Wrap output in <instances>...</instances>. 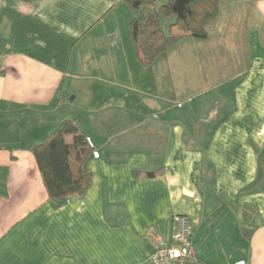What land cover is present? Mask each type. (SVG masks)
<instances>
[{"label":"crops","instance_id":"crops-1","mask_svg":"<svg viewBox=\"0 0 264 264\" xmlns=\"http://www.w3.org/2000/svg\"><path fill=\"white\" fill-rule=\"evenodd\" d=\"M241 1L181 38L208 44L189 68L142 63L122 0H0V264H158L175 214L200 264H264V0ZM68 118L99 156L55 206L30 148Z\"/></svg>","mask_w":264,"mask_h":264},{"label":"trees","instance_id":"trees-1","mask_svg":"<svg viewBox=\"0 0 264 264\" xmlns=\"http://www.w3.org/2000/svg\"><path fill=\"white\" fill-rule=\"evenodd\" d=\"M122 1L132 12L130 32L138 57L144 65L152 63L183 36L206 38L208 25L217 17L220 9V0H168L162 5H157V0ZM171 15H175L176 21L165 32L162 17ZM30 150L55 206L63 204L71 195L84 193L89 187L93 176L89 162L94 156L95 147L75 119H64ZM252 230L248 227L244 229L247 239L250 238L248 231Z\"/></svg>","mask_w":264,"mask_h":264},{"label":"built area","instance_id":"built-area-1","mask_svg":"<svg viewBox=\"0 0 264 264\" xmlns=\"http://www.w3.org/2000/svg\"><path fill=\"white\" fill-rule=\"evenodd\" d=\"M98 156L99 152L94 151V157ZM191 234V221L184 214H175L172 219L171 243L150 229L147 236L155 245L152 259L158 264H200L193 252Z\"/></svg>","mask_w":264,"mask_h":264},{"label":"rangeland","instance_id":"rangeland-1","mask_svg":"<svg viewBox=\"0 0 264 264\" xmlns=\"http://www.w3.org/2000/svg\"><path fill=\"white\" fill-rule=\"evenodd\" d=\"M166 2H168V0H157V5H162V4L166 3ZM246 7H247L246 4L244 2H242L241 0H239V4H238V7L237 8L239 10H244ZM219 16L221 17L220 18V21H223L224 20L223 19V15L222 16L219 15ZM131 18H132V16H131ZM130 21H131V19H130ZM174 21H176L175 15L162 17L161 24H162V28L164 29L165 32H168L169 31V26ZM214 34H216V30H213L212 33H211V35H213V36H214ZM205 45L208 46V44H204L203 46L202 45H199V47H201L200 48L201 50H200L197 47V44L188 45L186 42H182V40L180 38L168 50L171 51V52H173L175 54V57L177 56L176 59H175V67H178V66H181L182 67V64H180L181 61H182L183 67H189V68H191V67H195L194 66V63H195V65L197 63V66H199V60L198 59H195L194 60L195 62L192 60V57H193L192 56V52H201V53L203 52L205 54V52L207 51ZM170 49H172V50H170ZM168 50H166V51H168ZM196 54H198V53H196ZM227 57H229V56L228 55L225 56V57L223 56L222 58H225L226 59ZM201 59H202L201 60L202 61L201 62V65L204 63V66H205L206 69L211 70V69L215 68V63L213 61H211V60L207 61L206 60L207 57H204V58H201ZM176 80H177V78H176Z\"/></svg>","mask_w":264,"mask_h":264}]
</instances>
